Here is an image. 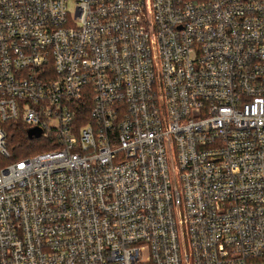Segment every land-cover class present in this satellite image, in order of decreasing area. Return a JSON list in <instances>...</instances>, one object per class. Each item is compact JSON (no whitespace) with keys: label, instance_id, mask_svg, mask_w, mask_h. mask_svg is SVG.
<instances>
[{"label":"built area","instance_id":"1","mask_svg":"<svg viewBox=\"0 0 264 264\" xmlns=\"http://www.w3.org/2000/svg\"><path fill=\"white\" fill-rule=\"evenodd\" d=\"M0 264H264V0H0Z\"/></svg>","mask_w":264,"mask_h":264},{"label":"trees","instance_id":"2","mask_svg":"<svg viewBox=\"0 0 264 264\" xmlns=\"http://www.w3.org/2000/svg\"><path fill=\"white\" fill-rule=\"evenodd\" d=\"M3 127L7 136L11 159H19L55 147L49 138L43 136L28 137L26 124L19 119L6 121Z\"/></svg>","mask_w":264,"mask_h":264},{"label":"water","instance_id":"3","mask_svg":"<svg viewBox=\"0 0 264 264\" xmlns=\"http://www.w3.org/2000/svg\"><path fill=\"white\" fill-rule=\"evenodd\" d=\"M40 133V130L38 128H32V129H29L27 131V135L28 137H32V136H38Z\"/></svg>","mask_w":264,"mask_h":264},{"label":"rangeland","instance_id":"4","mask_svg":"<svg viewBox=\"0 0 264 264\" xmlns=\"http://www.w3.org/2000/svg\"><path fill=\"white\" fill-rule=\"evenodd\" d=\"M70 10H72L71 6H70ZM26 127H27V124H26Z\"/></svg>","mask_w":264,"mask_h":264}]
</instances>
